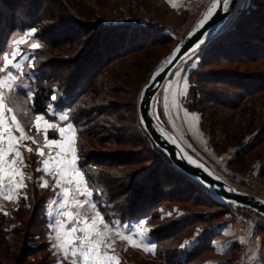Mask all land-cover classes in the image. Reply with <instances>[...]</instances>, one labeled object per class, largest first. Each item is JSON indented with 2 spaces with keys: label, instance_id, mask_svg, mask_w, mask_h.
Wrapping results in <instances>:
<instances>
[{
  "label": "trees",
  "instance_id": "obj_1",
  "mask_svg": "<svg viewBox=\"0 0 264 264\" xmlns=\"http://www.w3.org/2000/svg\"><path fill=\"white\" fill-rule=\"evenodd\" d=\"M24 2L0 0V53L6 55L10 51L9 43L15 33H24L32 28L37 30L34 38L45 48L33 52L35 58L30 69L34 79L33 98L26 99L31 112L47 116L49 105L68 111L70 122L77 130L78 163L86 177L90 178V188L99 210L106 214V218L117 219L121 223L148 219L155 224L149 231L156 245L155 256L150 261L158 264H204L203 259H197L214 250L213 243L219 235L220 225L204 229L195 241L188 243L185 240L189 236L183 234L192 237L188 229L194 230L195 223L204 219L208 221L214 216L207 218L190 213L169 218L168 213L176 212L174 204L192 202L190 200L199 193L197 199L205 196L210 204L221 207L219 213L225 212V207L233 206L223 204L208 189L177 169L143 129L138 115L140 92L149 81L155 64L145 71L140 82L145 79L146 82L141 84L135 98L133 88L136 85L126 82L127 79H135L133 82L137 84L138 75L131 73L129 66L120 63L131 59L134 64L142 62L144 65L148 58H136V55L157 45L174 43L170 51L178 41L166 29L148 23L79 24L72 7L65 0H51L43 8V3L39 6L34 0L30 11L24 9ZM2 8L8 10L7 17ZM257 10H262L260 17L264 19V4L261 9L247 10L229 30L200 50L199 68L189 76L192 88L188 108L202 115L201 126L213 140L222 137V141L220 138L218 142L223 150L236 148L231 165L243 170L259 163L260 175L264 177V21L253 22ZM51 21H56V24ZM54 29L59 32L62 29L66 35L50 38ZM240 31H246L244 36L250 42L239 40L237 35ZM66 32L71 36H67ZM251 41L256 46L249 44ZM4 62L0 58V68ZM223 63L245 67V72L212 69ZM4 74L0 71V77ZM53 95L57 96L56 101L51 100ZM22 96L26 98L25 90H22ZM124 98H128L129 102ZM133 110L135 117L129 118L127 112L132 114ZM219 114L223 119H218ZM110 119L118 124H110ZM109 126L117 136L112 134L105 138L102 135ZM221 128H224L223 134ZM92 139L99 143L111 141L115 145L147 148L148 160L107 158L93 148ZM147 161H155V165H146ZM134 165L137 166L134 170L127 168ZM124 168L127 170H119ZM171 175H176L173 183L172 178L163 183L159 181L162 176ZM29 186L31 190L28 188V197L22 199V204L27 202L30 208L20 206L17 212L21 218L19 224H13L9 215L0 214V264H6L4 262H9L15 255L12 264H42L36 259V262H30L27 255L38 249L30 244L36 239L32 232L48 230L44 211L50 192L39 196L34 181ZM123 191L131 195L128 201L119 199ZM125 203L128 206L124 208L122 205ZM236 209L254 214L264 221L254 211ZM262 228L264 232V226ZM178 237H181L180 242L175 244L173 241ZM123 261L121 264L126 263Z\"/></svg>",
  "mask_w": 264,
  "mask_h": 264
},
{
  "label": "rangeland",
  "instance_id": "obj_2",
  "mask_svg": "<svg viewBox=\"0 0 264 264\" xmlns=\"http://www.w3.org/2000/svg\"><path fill=\"white\" fill-rule=\"evenodd\" d=\"M211 1L212 0H65V3L72 7L74 17L77 18L76 22L79 24H84L86 26L89 22L113 24L134 21L148 23L160 29H166L179 43L200 19ZM32 2H34V0H25L24 3L26 4L23 5L25 7L23 8L30 11L33 7ZM50 2L51 0H36L39 6L43 3L41 5L42 8L43 5H47ZM263 4L264 2L261 0H242L237 11L218 35L229 30L243 12L254 10L255 8L261 9L263 8ZM2 10L7 17L8 10L5 8H2ZM260 12L262 13V10H260ZM260 12L257 10L253 15L254 23L256 22L258 24L259 21L263 19V17H260ZM51 22L53 25L56 24V21ZM57 30H53L52 37L50 38H55V36L56 38H62L66 35L62 32V29L60 32ZM96 32L95 29L94 34H96ZM24 33H15L11 37L9 43L10 51L6 54L12 59L13 64H19L21 67L15 68L7 62H4L2 66L4 71L2 72L5 74L0 77V79H2L3 76L5 77L7 73L10 72L14 78L9 82L12 85L11 88L8 87V84L0 88V92L4 94V104L6 105L5 109L0 110V136L4 137L3 140H0V148L7 150L8 133L4 132L3 126L8 125L9 131H11L12 135L16 137L17 142L21 145L23 157V164L17 159V163L15 165H10V168H19L23 178L21 179L20 175L14 178L8 175L0 176V214L9 215L12 218L13 224H16V222L19 224L21 218L18 217L17 212L20 210V206L30 208L27 202H25L24 205L22 204V199H27V190H31L29 186L30 182L34 181L35 189L38 191L39 196H43L45 193L49 192L50 194H48L49 200L46 203V211H44L45 221L47 220L45 224L48 230L46 229V231L42 232V229H38L32 232L34 237L36 236V239L34 242L31 241L30 244L34 245V247H38V249L32 252L35 255L34 257H32V253L27 255L30 262L33 263L37 260V262H41L42 264H72L71 258L65 257V249L59 247V244L64 242L68 250L71 251V246L67 244V241L72 240L76 236L83 235V233L79 231L71 236L64 235V233L68 232L72 227L82 226L61 215L62 212H72L74 214H79L81 219L86 216L90 221L91 218L95 217L96 213H99V216L103 218L104 223H101L99 218H97L96 222L97 230L101 232L110 230L101 248L103 252L115 255L119 258L120 262L123 260V262L126 261L125 264H158L159 262L150 261L155 256V253L145 251L143 246L135 247L131 244V240L133 239H135L137 244L141 245L142 243L155 244L154 240L149 236V232L146 233L147 240L137 235L142 228L151 230L155 224L150 223L148 219L139 221L131 220L125 223H121L117 219H108L106 218V214L99 210L98 203L94 200L93 196L84 197L79 195L76 193L75 185H68L65 181H61L58 185L57 180L59 177L55 171L50 173L44 170L43 161L45 159H49V169L54 170L55 164L54 161L49 158V154L51 153V156L55 157L60 151L55 146H46L45 132L47 134V140L59 138L58 130L49 129L46 121L48 123H55L58 126H64L65 122L59 120V116L61 114H67L68 111L59 110L51 105L47 116L43 114H33L31 112L28 106L29 103L26 99L33 98L32 85L34 84V79H32L30 69L32 68L31 63L35 58L33 53L35 50H32L30 45L38 42L41 45L39 49H44L45 45L34 38V35L25 37ZM244 34H246V31L245 33L240 31V34L237 35L239 40L248 41ZM69 35L70 33H67V36ZM216 37L214 39H218ZM14 39L26 40V43H21L19 47L27 59H25L24 56H17L15 58L10 56L14 48ZM214 39L212 40L214 41ZM249 44L256 46V43H252V41ZM173 45L174 43L167 46L157 45L136 55V58H148V62H145L144 65L142 62H136L137 64H134L135 62L133 63L131 59L122 60L120 62L127 67L129 66L131 73H137L138 75L139 82H137V84L133 82L135 79L131 80L126 78V83L132 84L131 86H137V88H135L136 86L133 88L135 98L140 92L141 84L146 82V79L140 82V80L143 79L145 71L153 64H155L156 67L159 60L171 51H169V49ZM201 56L202 52L198 51L187 58L166 82L159 96L158 106L160 116L165 125L179 137L187 149L209 165L218 175L237 189L264 199V177L260 175L259 163L243 170L236 168V165H231V160L235 157L236 148L228 147L226 150H223L221 148L223 146L218 142L220 138L222 141V137L213 140L211 135L201 126L203 121L202 115L188 108L191 100L190 91L192 88L189 76L192 71L199 68ZM224 68L237 69L240 74L245 72V67L228 65L226 63L212 67L213 70ZM252 68L255 67L252 65ZM22 90L26 91V98L22 96ZM132 98L133 97H131L130 100H132ZM124 100L129 102L128 98H124ZM7 109H12V111L9 112ZM223 114L226 113L223 111ZM13 115L16 116V121H13ZM37 115L45 116V121L39 122V131L35 119ZM127 115L129 118L135 117V110H133L132 114L127 112ZM219 118L223 119L222 114L218 115V119ZM109 121L112 125L118 124L114 119H110ZM17 122L19 123V128L23 129L25 136L34 137L35 142L31 139L22 137L21 131L17 129ZM131 126L133 127V124ZM111 129L110 126L109 128H105L102 135L105 138H108L112 134H114V137L117 136ZM223 130L224 128H221V134H223ZM130 134L131 133H129V135ZM67 136L68 133H65V142ZM91 144L98 154L106 155L107 158H116V160H123L126 158L139 160L140 158L141 160H148L147 148H131L123 144L115 145V143H111V141H102L99 143L93 139L91 140ZM38 147L43 148L45 153L44 156L38 154L36 151ZM26 148H31L33 151L27 152L24 150ZM13 158L14 155L10 154L6 159L10 161ZM147 164L151 166L155 165V161H147L146 165ZM136 167L137 166L134 165L127 168L134 170ZM119 170L127 169L124 168ZM229 173H232L234 177L231 178L228 175ZM172 174L175 173L173 172ZM169 178H172L171 183H173V180L176 179V175L167 176L166 178L162 176L159 181L163 183L168 181ZM43 181H47V187L41 186ZM18 183H22L25 186L16 187L12 191H9V185ZM65 187L70 188L71 194L67 197L63 195ZM121 194L119 195L120 200L128 201L130 199V194L127 195L124 191L123 194ZM9 195L11 199L6 198ZM198 195L200 196V193ZM198 195L190 200L192 202L174 204L173 208H175L176 212L168 213L170 215L169 218L182 217L190 213L201 217L205 216L207 218L210 215L214 216L208 221L202 219L203 221L195 223L194 230L188 229L193 235L191 237V235L184 233L183 235L189 236L185 240L186 242L190 240L195 241L196 236L204 231V229L215 227L217 224L220 225V227H218L219 235L213 243L215 247L214 250L209 251L204 254L203 258H198L197 260L201 261L203 259L204 264H264V232L262 228L264 226V221L254 214L242 212L233 207H225L223 209L225 212L219 213L218 210H221V207L210 204V201L205 196L201 197V200L197 199ZM85 199L88 201L87 205L84 207L76 206V200L83 201ZM92 204H95L96 207L93 208ZM122 206L125 208L128 206V203ZM57 221H63L64 225L61 239L59 240L57 239V230L59 228V225L56 224ZM105 223L108 225V229H105ZM37 227L41 228L40 226ZM181 237H178L179 239L177 238L178 240H174L173 242H175V244L176 242H180ZM93 239H95V236H93ZM75 242L78 244L79 240ZM170 243H172V241ZM108 245H111V247H108ZM172 245H174V243ZM14 258H16V255ZM13 259L9 262L5 261L4 263L12 264ZM77 264H79V259ZM105 264H107V262H105ZM112 264H115V262H112Z\"/></svg>",
  "mask_w": 264,
  "mask_h": 264
},
{
  "label": "snow or ice",
  "instance_id": "obj_3",
  "mask_svg": "<svg viewBox=\"0 0 264 264\" xmlns=\"http://www.w3.org/2000/svg\"><path fill=\"white\" fill-rule=\"evenodd\" d=\"M221 3V0H215V3L212 6V9L209 12V16H212L215 11L219 8V5ZM36 29L32 28L29 29L26 33H24L25 37H31L35 35ZM21 43H26V40H13V51L10 54L11 57L15 58L17 56H24V54L21 52V49L19 45ZM201 44L204 43L202 40L200 42ZM41 47L40 43H33L30 45V48L32 50L39 49ZM199 47V45H198ZM0 58L3 59V61L7 62L9 65L15 68H20L21 66L19 64H13L12 59L9 58V55H4L3 53H0ZM25 59H27L26 56H24ZM0 71H4L3 68H0ZM12 79H14L10 72L7 73L5 77L0 79V88H2L5 84H8V87L11 88L12 85L9 83ZM52 101L57 100V96L53 95L51 97ZM51 107V105H49ZM6 105L4 104V94L3 92H0V110L5 109ZM7 111L11 112L12 109H7ZM13 121H16V116H12ZM36 124L37 129L39 131V122L45 121V116L43 115H37L36 116ZM59 120L64 121V126H58L55 123H47V127L49 129H57L59 133V138H53L51 140H47V134L45 132V139H46V146L52 147L55 146L60 151L56 154L55 157L51 156V153L49 154V158L54 161L55 168L49 169V159H45L43 161L44 170L49 171L50 173L52 171H55V173L58 175L59 179L57 180V184L59 185L61 181H65L68 185H75L76 193L79 195H82L84 197H90L93 196L94 193L90 188V178L86 177V173L82 170V167L79 165L78 161L80 157L77 153V147H76V135L77 130L75 126L70 122V117L67 114H61L59 116ZM17 129L21 131L22 137L31 139L35 142L34 137H26L23 133V129L19 128V123L17 122ZM4 132H7V150L4 148H0V176L2 175H8L11 177H15L17 175L21 176V179L23 178L22 172L19 168L11 169L10 165H15L17 163V159L20 160V163L23 164V157H22V150L21 145L17 142L16 137H14L9 131L8 125L3 126ZM65 133H68L67 140L65 142ZM55 135V133H54ZM3 136H0V140H3ZM27 152H32L33 149L26 148L24 149ZM40 156H44L45 153L43 151V148H37L36 150ZM13 154L14 158L8 161L6 158ZM39 170V169H38ZM22 183L18 184H12L9 185V191H12L16 187H24ZM42 187H47V181H43L41 184ZM70 188L65 187L63 195L66 197L69 196ZM7 199H11V196H7ZM88 204L87 199L80 201L76 200V206L77 207H84ZM92 207L95 208L96 205L92 204ZM62 216L72 220L74 223H77L78 225H82L79 227H72L68 232L64 233L65 236H71L72 234L77 233L78 231L83 233L82 236H76L72 240L67 241V244L71 246V251L68 250L66 247V244L64 242L59 244V247L65 249V257H70L72 260V264H77L79 259V264H112V262H115V264H121L118 257L115 255H110L101 250L102 245L105 243V238L108 235V231L101 232L97 230L96 228V222L97 218H99L101 223H104L103 218L99 216V213L95 214V217L91 218V221L88 217L80 218L79 214H74L72 212H62ZM143 223V222H142ZM57 225H59V228L57 230V239H61V233L63 232V221H57ZM105 229H108V225L104 224ZM150 230L147 228H142L137 235L143 237L144 240H147L146 233H148ZM93 236H95V239H93ZM79 240V243L77 244L75 241ZM188 243V242H186ZM132 246L140 247L143 246L144 250L147 252H156V245L154 243H142L137 244L135 239L131 240ZM56 246V245H54ZM108 247H111V245H108ZM181 247H184L182 245Z\"/></svg>",
  "mask_w": 264,
  "mask_h": 264
},
{
  "label": "water",
  "instance_id": "obj_4",
  "mask_svg": "<svg viewBox=\"0 0 264 264\" xmlns=\"http://www.w3.org/2000/svg\"><path fill=\"white\" fill-rule=\"evenodd\" d=\"M241 1L221 0L212 16H209V12L215 0L210 2L185 38L159 60L149 81L141 90L138 115L145 132L177 169L208 189L223 204L254 211L264 219V199L237 189L187 149L179 137L165 125L158 106L160 93L175 70L221 32ZM202 40L203 44L200 43Z\"/></svg>",
  "mask_w": 264,
  "mask_h": 264
},
{
  "label": "built area",
  "instance_id": "obj_5",
  "mask_svg": "<svg viewBox=\"0 0 264 264\" xmlns=\"http://www.w3.org/2000/svg\"><path fill=\"white\" fill-rule=\"evenodd\" d=\"M231 178H233L234 177V175L232 174V173H229L228 174Z\"/></svg>",
  "mask_w": 264,
  "mask_h": 264
}]
</instances>
